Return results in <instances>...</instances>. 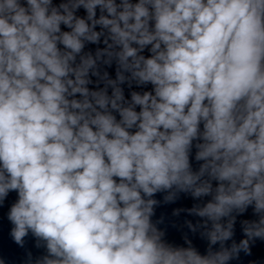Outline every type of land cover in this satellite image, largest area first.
I'll list each match as a JSON object with an SVG mask.
<instances>
[{"label":"clouds","instance_id":"clouds-1","mask_svg":"<svg viewBox=\"0 0 264 264\" xmlns=\"http://www.w3.org/2000/svg\"><path fill=\"white\" fill-rule=\"evenodd\" d=\"M12 192L10 237L44 250L26 264L251 257L264 0H0V207ZM181 199L176 244L154 217Z\"/></svg>","mask_w":264,"mask_h":264},{"label":"water","instance_id":"water-1","mask_svg":"<svg viewBox=\"0 0 264 264\" xmlns=\"http://www.w3.org/2000/svg\"><path fill=\"white\" fill-rule=\"evenodd\" d=\"M157 199L162 200V195L158 194ZM17 199V193L12 192L9 194L7 200L4 205L0 207V258L5 261V264H26L28 253L31 252L33 258L40 256L43 254V248L37 249L35 247L36 241L29 234L28 237L25 238V245L23 248L19 247L14 243L12 238L9 235L10 229L12 225L7 219V213L12 203H14ZM192 201L190 199H181L177 204L174 205H164L161 204L160 207L156 209V217L154 219L163 218L164 223L161 227L167 229V239L170 242H174L176 244H183L182 233L178 231L175 227H173V223L176 222V218L172 216V209L178 206H190ZM251 217V209H249L248 216L245 218ZM184 217L179 218V223L183 222ZM188 219H192L188 217ZM236 239H240V228L239 224H237L236 228ZM194 244L199 248L201 252L205 249V242L200 240L199 238H194ZM253 254L251 257L244 256L241 254V258L239 261H234L233 264H264V242L257 241L255 247L253 248Z\"/></svg>","mask_w":264,"mask_h":264}]
</instances>
